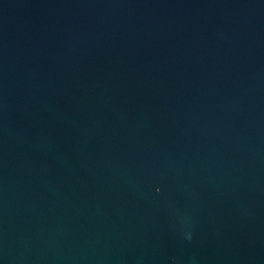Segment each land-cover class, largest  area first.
Listing matches in <instances>:
<instances>
[{"label":"water","instance_id":"95a60500","mask_svg":"<svg viewBox=\"0 0 264 264\" xmlns=\"http://www.w3.org/2000/svg\"><path fill=\"white\" fill-rule=\"evenodd\" d=\"M0 264H264V0H0Z\"/></svg>","mask_w":264,"mask_h":264}]
</instances>
